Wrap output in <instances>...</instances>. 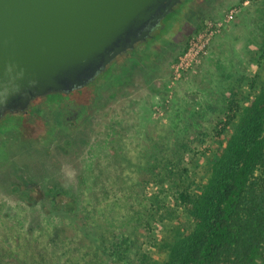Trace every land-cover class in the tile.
I'll use <instances>...</instances> for the list:
<instances>
[{
  "label": "rangeland",
  "instance_id": "obj_1",
  "mask_svg": "<svg viewBox=\"0 0 264 264\" xmlns=\"http://www.w3.org/2000/svg\"><path fill=\"white\" fill-rule=\"evenodd\" d=\"M185 25L188 35L183 43L165 55L151 75L129 82L115 101L98 108L78 127L70 129L62 120L56 127L37 119L7 134L12 164L6 172L0 162L1 245H14L22 237L35 245V235L47 228L48 221L54 225L70 217L57 211L62 199L80 201V210L88 201L99 199L97 214L110 218L114 210L123 212L114 208L113 201H124V184L148 181L141 185L142 195L160 192L162 198L173 201V195L161 186L166 183H158L156 171L150 172V154L158 146L163 153L170 151L173 137L190 139L193 148H200L202 139L211 135L216 121L224 116L226 95L238 83L247 93L254 80L258 84L264 80V0H210L198 18ZM235 131L230 129L228 136ZM199 157L190 168L191 179L197 182L210 175L212 165L211 155ZM111 158L116 160L114 166H109ZM141 162L138 171L124 166ZM98 165L105 168L102 173ZM64 190L66 194H56ZM153 227L159 241L166 233L164 224L156 222ZM84 233L88 239L96 238L93 227L87 226ZM120 233L118 244L127 239ZM142 239L149 263L164 259L158 245L148 242L149 236L143 234ZM116 246L120 249L113 252V259L123 253L125 262L133 256L135 245Z\"/></svg>",
  "mask_w": 264,
  "mask_h": 264
},
{
  "label": "trees",
  "instance_id": "obj_2",
  "mask_svg": "<svg viewBox=\"0 0 264 264\" xmlns=\"http://www.w3.org/2000/svg\"><path fill=\"white\" fill-rule=\"evenodd\" d=\"M242 86L238 83L226 95L224 116L216 121L211 135L202 139L201 147L209 140L212 143L193 148L190 139L173 137L170 151L163 153L158 146L150 154V172L156 171L158 183H166L161 186L173 195V201L162 198L160 192L142 195L141 185L148 181L124 184V201H113L114 208L123 212L114 210L104 220L96 211L99 199L88 201L82 210L75 198L62 199L57 211L70 217L54 225L48 221L47 228L35 235V245L25 237L14 245L0 242V264H151L143 234L164 256L154 264H264V80L260 84L254 80L247 93ZM233 128L236 131L228 136ZM207 154L211 155L210 175L197 182L191 179L190 168ZM114 159L109 166L115 165ZM124 166L138 171L143 163ZM98 168L100 173L105 169ZM156 222L166 230L159 241L153 235ZM87 226L95 229V239L83 235ZM119 233L126 235L125 243L118 244ZM116 245H135L133 256L125 262L123 253L113 259V252L120 249Z\"/></svg>",
  "mask_w": 264,
  "mask_h": 264
},
{
  "label": "water",
  "instance_id": "obj_3",
  "mask_svg": "<svg viewBox=\"0 0 264 264\" xmlns=\"http://www.w3.org/2000/svg\"><path fill=\"white\" fill-rule=\"evenodd\" d=\"M181 0H0V119L93 79Z\"/></svg>",
  "mask_w": 264,
  "mask_h": 264
},
{
  "label": "flooded vegetation",
  "instance_id": "obj_4",
  "mask_svg": "<svg viewBox=\"0 0 264 264\" xmlns=\"http://www.w3.org/2000/svg\"><path fill=\"white\" fill-rule=\"evenodd\" d=\"M209 1L181 0L150 27L144 39L116 56L84 85L69 92H50L36 97L24 110L7 111L0 119V162L6 172L12 164L8 154L10 140L7 134L10 131H19L27 123L34 124L37 119L56 127L59 120L70 129L78 127L98 108L115 101L129 82L151 75L165 55L171 54L183 43L188 35L186 21L198 18ZM165 38L167 41H164Z\"/></svg>",
  "mask_w": 264,
  "mask_h": 264
}]
</instances>
